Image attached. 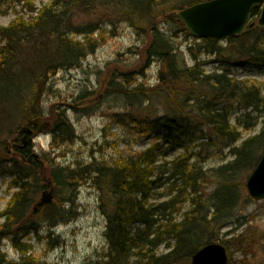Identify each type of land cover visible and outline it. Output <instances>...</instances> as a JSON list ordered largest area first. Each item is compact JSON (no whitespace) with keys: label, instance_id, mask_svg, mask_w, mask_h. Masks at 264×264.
Masks as SVG:
<instances>
[{"label":"trees","instance_id":"1","mask_svg":"<svg viewBox=\"0 0 264 264\" xmlns=\"http://www.w3.org/2000/svg\"><path fill=\"white\" fill-rule=\"evenodd\" d=\"M204 1L50 0L39 8L25 2L30 16L0 27V175L10 178L14 190L0 213V264H46L32 256L27 238L39 236L44 227L47 238L53 239L54 228L66 224L72 215L69 208L81 182H89L98 192L99 209L106 219L107 249L95 264H189L195 252L218 241L230 256L229 241L223 242L220 236L235 222L243 179H247L244 173L253 170L264 149V126L259 134L241 140L230 125V112L234 104L262 109L264 98L258 87L229 78L228 68L237 59L256 67L264 64V29L253 27L239 37L221 41L194 39L196 46L186 48L192 61L188 66L173 43L178 35L166 33L160 25L177 23L176 33L190 37L173 15ZM259 14V8H254L251 21ZM121 22L149 40L137 73L144 77L157 61V85L129 88V73L121 74L128 86L111 80L107 88L135 99L130 105L136 112L143 102L160 99V117H151L156 111L150 107L143 110L146 115L141 120H134L162 131L161 144H152L112 165L96 160L73 167L53 163L48 171L29 148L14 145L11 154L6 140L17 132L19 123L32 126L34 120L48 116L41 103L49 79L59 71L78 68L108 36L117 35ZM256 33H263L262 41ZM201 53L217 57L219 71L206 73L198 59ZM54 113L48 131L51 145L71 143L75 136L65 112ZM227 148L232 161L211 170L202 168L205 156ZM177 150L181 152L170 161L160 158ZM207 186L214 190L204 195ZM49 188L57 203L39 207L33 215L37 196ZM184 203L189 204L186 211ZM5 240L17 253V260H9L2 251ZM230 241L248 254L249 246L241 236ZM162 245L171 249L159 254Z\"/></svg>","mask_w":264,"mask_h":264},{"label":"rangeland","instance_id":"2","mask_svg":"<svg viewBox=\"0 0 264 264\" xmlns=\"http://www.w3.org/2000/svg\"><path fill=\"white\" fill-rule=\"evenodd\" d=\"M25 2H33L35 7L39 8L50 0H0V27H6L17 17L27 19L30 13ZM175 25L177 23L161 24L160 28L166 33L174 32L178 35L177 38H173V43L182 51L186 64L190 66L192 61L186 48L196 46L193 44L194 39L181 32L176 33L178 29ZM117 28V35L108 36L95 53L87 56L78 68L59 71L49 79L41 103L44 114L47 112L48 116L44 115L34 120L32 126H23L19 123L17 132L6 140L11 154L15 152L14 145L18 148L23 145V140L28 141L29 144L24 148H29L32 154L38 155L40 163L48 171L53 163L73 167L96 160L112 165L126 161L152 144L159 143L162 131H156L144 122L135 120H141L146 115L143 110L147 111L150 107V111H156L150 116L160 117L162 115L160 99L155 97L151 105L147 101L143 102L140 111L136 112L130 105L131 100L135 104V99H127L110 87L107 88L111 80L128 86L127 82H123L125 76L121 74L129 73L131 74L129 88L140 86L152 89L157 85L159 70L157 61L151 64L144 77L141 78L137 73L143 65L142 54L149 40L137 34L139 32L127 22L119 23ZM255 37L262 41L263 33H256ZM198 59L206 73L219 68L215 56L201 53L198 54ZM242 62L246 61L237 59L236 63L228 68V77L244 82L247 86L258 87L264 98V64L256 67ZM53 110L65 112L75 136L71 143L58 147L51 145L48 131L54 121ZM229 121L241 135V140L247 139L259 134L264 126V107L254 110L234 104ZM25 130L31 133L23 139ZM15 137L18 138L17 143L11 141ZM180 152L179 150L168 152L160 158L170 161ZM233 158L228 148L216 150L205 156L201 166L204 170H211L232 161ZM250 173L251 171L244 173V177H248ZM243 181L245 183V179ZM9 184L10 178L0 175V213L14 191ZM213 190V186L205 187L204 195L210 194ZM40 195L41 193L37 196V201ZM98 196V192L89 182H81L74 203L69 208L72 215L66 224L54 228V235L51 236L53 239L47 238L44 227L38 233L39 236L30 234L27 238L26 242L32 247V256L46 264L100 262L107 247L104 238L106 219L99 209ZM241 196L235 222L225 228L220 236L223 242L229 241L230 256L227 264H264V199L260 201L251 199L245 186L241 189ZM52 203L57 202L53 199ZM188 208L189 204L184 203L183 211ZM178 219H181V215ZM2 221L0 218V224ZM239 236L249 246L246 249L248 254H244L230 241ZM170 249V246L162 245L158 253L165 254ZM2 251L9 260L19 258L6 240L2 242Z\"/></svg>","mask_w":264,"mask_h":264},{"label":"water","instance_id":"3","mask_svg":"<svg viewBox=\"0 0 264 264\" xmlns=\"http://www.w3.org/2000/svg\"><path fill=\"white\" fill-rule=\"evenodd\" d=\"M260 8V15L255 23H250L251 12ZM192 38L197 40H224L228 37H239L256 26L264 29V0H207L180 9L174 13ZM27 135L30 131L25 130ZM18 142V138L11 140ZM29 142L23 140L24 148ZM37 159L38 155H34ZM30 162V159H28ZM249 196L256 200L264 199V151L246 181ZM53 200V190L41 194L39 202L33 207V215L39 207L49 205ZM226 248L220 243H209L195 252L190 264H227Z\"/></svg>","mask_w":264,"mask_h":264},{"label":"flooded vegetation","instance_id":"4","mask_svg":"<svg viewBox=\"0 0 264 264\" xmlns=\"http://www.w3.org/2000/svg\"><path fill=\"white\" fill-rule=\"evenodd\" d=\"M30 135V134H29Z\"/></svg>","mask_w":264,"mask_h":264}]
</instances>
